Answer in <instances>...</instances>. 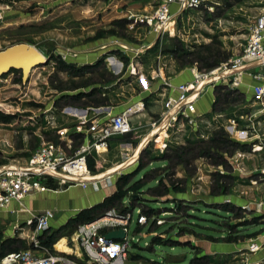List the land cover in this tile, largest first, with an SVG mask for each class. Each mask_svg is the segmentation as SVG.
<instances>
[{"label": "rangeland", "instance_id": "obj_1", "mask_svg": "<svg viewBox=\"0 0 264 264\" xmlns=\"http://www.w3.org/2000/svg\"><path fill=\"white\" fill-rule=\"evenodd\" d=\"M151 1L149 14L159 0ZM128 2L0 0V51L25 43L47 58L44 65L32 69L26 83L22 82L21 72L15 70L0 78V168L8 163L22 164L31 156L39 145L34 133L47 130L41 117L49 105L65 111L73 104L66 96L72 90L111 78L103 63L91 74L79 78L81 72L72 63L74 48L104 38L112 39L110 46L143 45L155 34L141 20L145 15L138 17V21L125 17L126 9L133 13L137 10V5ZM259 2L264 0H213L207 3L210 10L184 11L176 21V36L158 35L149 51L142 55L145 57L142 71L147 81L149 73L158 71L159 64L166 67L168 74L173 68L171 71L167 68L173 65L176 71L188 68L195 75L197 71L210 72L239 54L253 18L261 12ZM110 54L126 66L127 60L119 51ZM115 66L120 68L112 69L113 76L125 72L117 61ZM75 75L78 78L73 79ZM138 77L134 78L136 85L118 91L124 96L112 95L113 104L134 103L131 97L142 95L145 89ZM229 85L213 88L214 107L195 118L192 125L187 119L178 120L168 127L166 134L160 132L157 139L156 135L135 148L141 134L136 129L159 106L151 98L145 99L142 102L146 115L134 116V131L111 140L106 160L95 172L119 167L123 154L134 152L136 162L117 168L121 173L119 176L115 173L114 179L116 183L120 176L130 174L131 183L142 185L132 203L148 218L145 226L130 227L128 239L132 247L126 264H244L242 258L248 257L250 261L256 258L250 254L249 246L264 231L259 207L264 176L244 175L246 170L242 166L239 169V159L253 158L252 146L244 142L255 137L249 142L260 143L257 158L264 162V98L258 101L248 88ZM198 106L206 108L207 100ZM129 144L133 145V151ZM46 186L55 191L68 188H59L52 182ZM83 192L73 187L69 196L77 199L76 204L81 203ZM130 198L128 195L123 202H131ZM123 202L119 210L124 207ZM74 206L72 203L71 207ZM80 225H64L50 232H55L58 240L73 236ZM222 234L223 239L218 237ZM230 247L235 248L228 251Z\"/></svg>", "mask_w": 264, "mask_h": 264}, {"label": "built area", "instance_id": "obj_2", "mask_svg": "<svg viewBox=\"0 0 264 264\" xmlns=\"http://www.w3.org/2000/svg\"><path fill=\"white\" fill-rule=\"evenodd\" d=\"M208 1L213 0H159L154 12L141 17L149 27L160 34H170L171 23L176 16L184 11H200L208 7ZM177 10L172 12V6ZM135 18V21H138ZM132 67V65H131ZM131 72L134 74L136 69ZM243 76L256 81L253 87V96L256 100L264 98V12L258 14L251 23L248 36L241 52L227 62L221 63L210 72H196L193 80L177 86L176 96H167L162 101L161 119L167 121V128L178 120L187 119L192 125L195 118L203 116L196 109L198 100L207 88L216 85H229L237 88ZM228 81V82H227ZM227 82V83H226ZM75 111L72 108H67ZM144 110L143 102H137L125 108L122 112L110 115L102 121H88L87 116L77 118L78 132L85 133L89 141L82 143L75 151L68 153L64 147L71 149L70 139L61 143L44 142L37 146L29 158L22 164L8 163L0 169V214H17L26 212L27 228L21 226L15 219L14 232L20 239L28 241V246L17 251L3 252L0 249V264H126L127 253L132 244L128 239L130 227L145 226L148 218L137 206H130V202H123L124 212L110 209L97 219L81 224L75 231L74 241L82 250L77 257L58 250L55 243L51 246L42 244V237L51 231V222L55 218L53 210L30 212L24 208V200L31 194L52 190L46 184L62 187L77 186L83 189L92 188L99 191L101 186H115L114 174L97 177L88 167L93 153L104 154L108 152L110 142L115 137L128 135L134 131L132 117ZM158 126L157 120L150 122L152 130ZM67 129H57L60 140H63ZM157 139V138H156ZM261 146H252V151H258ZM131 153L125 152L122 163H128ZM117 166V165H116ZM120 171L116 175H120ZM15 202L18 207L10 210ZM260 215L264 217V193L259 203ZM123 230L125 237L118 240H107L105 235L109 232ZM249 252L256 258L250 261L248 257L242 258L244 264H264V231L254 240H251Z\"/></svg>", "mask_w": 264, "mask_h": 264}, {"label": "crops", "instance_id": "obj_3", "mask_svg": "<svg viewBox=\"0 0 264 264\" xmlns=\"http://www.w3.org/2000/svg\"><path fill=\"white\" fill-rule=\"evenodd\" d=\"M118 1V0H117ZM121 1V0H120ZM157 1V0H155ZM117 3V2H116ZM128 3H131L133 5H137V10L133 13V10L126 9V16L127 19L131 20L134 18H138L142 15L149 14V8L152 4L151 0H129ZM158 2H156L157 5ZM264 2H259L260 5H262L261 12H264ZM112 4V3H111ZM260 9V8H259ZM177 10V6H172V12H175ZM260 12V13H261ZM259 13V14H260ZM183 14H176L174 16L171 26L169 29H171L170 34H166L170 37L176 36V21L179 19V17ZM129 16V17H128ZM124 17V16H123ZM256 17V16H255ZM253 18V20L255 19ZM252 20V22H253ZM112 27V26H111ZM155 34L151 35L150 38L147 39L146 43L143 45H131V44H118L115 46H110V43L112 42V39L110 38H104V39H95L92 43L89 44H79L76 48H74V59H72V63L76 65L79 73L78 77L85 76L87 74H91L92 70L100 67L103 63V67L108 70V72L111 74V78L107 80H100L95 81L89 84L87 87H84L80 85L75 90H72L69 94L70 97L76 96L80 94L79 99L72 100L73 104L69 105L68 108H72L75 111H71L69 109H65V111L57 110L53 105H49L48 108L42 113V119L41 121H44V129L45 132H39L34 133L35 135V142L38 141L39 144L44 142H55V143H61L64 146L63 141H67L70 139L69 146L71 149H68L67 147H64V150L68 153H71L75 151L82 143H87L89 141L87 134L78 132L76 130V126L78 125L77 118L80 116H87L88 121L91 122L93 120L102 121L107 119L110 115L122 112L125 108L133 105L137 102H142L145 99L151 98L153 102L157 103L156 110L151 111V116L147 114L148 119L144 121V123H140L139 127L136 129V132L141 133L138 135V141L137 144H135L136 147H140L141 145H145L150 140L153 139L154 136L161 133H167L169 128H167V121L165 119H161L163 108H162V101L167 96H176V88L178 85L190 82L193 80L194 73L193 71L189 70L188 68L180 69L179 71L174 70V66L171 65V67L167 68L169 71L173 68V71L168 74L166 71V67L164 66L162 68V65L156 66L157 72L152 71L149 73L150 80L147 81L142 69L144 67L145 62L143 59L145 58L142 56L145 52H148L149 49L152 47L153 43L158 35H161L158 32H154ZM165 35V34H162ZM119 51L121 54V57H125V60H127L126 66H124L123 63H120L122 67L124 66V70H122V75H116L113 76L112 69L120 68V66H115V63L117 61L118 65L119 61L113 54H110V52ZM108 53V54H107ZM43 54V53H42ZM143 58V59H142ZM159 60V58H157ZM116 60V61H115ZM70 62V61H68ZM114 63V64H112ZM132 65V67H131ZM135 68L136 72L133 74L131 70ZM138 71L140 76L138 77ZM76 75L73 76V79L78 78ZM138 77L139 82L141 84V87L145 89L144 92H142V95L132 96L134 103L128 102V103H122L120 106L115 105L111 101V97L114 93L116 97L124 96V93H118L120 89H123L124 87L130 86L133 87L135 84L134 78ZM125 82V83H124ZM120 83V84H119ZM258 85L256 81H253L251 78L247 76H243L241 79L240 89H243L244 87L248 88V91L252 94L253 93V87ZM135 88V87H134ZM68 91H66L67 93ZM65 93V92H62ZM213 88H207L205 92L203 93L202 97L198 100L196 104V109L199 114L207 113L211 110V107L215 101V97L213 94ZM65 95V94H64ZM68 96V95H66ZM125 98V97H124ZM207 100V106L206 108L199 107L198 103ZM87 102V103H86ZM161 105V106H160ZM141 111L140 113L136 114L135 117L139 118L141 116H145L146 113H143ZM154 115V116H153ZM134 116L132 117V119ZM152 120L158 121V126L156 129L152 130L150 127V122ZM149 121V122H148ZM67 129L66 134L67 136L63 137V140L59 138L57 134V129ZM232 128V127H231ZM234 129V128H232ZM234 132V130H232ZM247 134V133H246ZM54 137L53 140H50L49 137ZM159 135L156 136V138ZM252 139L255 137H251ZM246 140L244 142L247 146H258L260 143H258L256 140L255 142H249L250 139ZM46 139V140H45ZM26 141V140H25ZM38 146V145H37ZM112 146V142H110L109 148ZM119 147H122V145H118ZM132 151L134 150L133 145H128ZM260 146V145H259ZM128 150V149H127ZM252 157L248 160L245 159H239L241 160L239 164L242 166L243 170H246V173L244 175H248V177L252 178V176H264V162H261L257 156H260L257 154L258 151H252ZM108 152L104 154H95L93 153L92 160L94 164V175L97 177L106 176L109 174H115L117 172V168H120L123 166V164L118 167H109L105 169V171L101 172H95V169L101 165L102 161L106 160V155ZM137 159H135L134 152H131V159L127 164H133L136 162ZM4 166V165H3ZM126 167V166H125ZM128 167V165H127ZM2 168V167H1ZM0 168V169H1ZM77 187V186H73ZM73 187H69L67 189H61V190H46L42 192H36L34 194L29 195L24 200V208L30 212H40L44 210H53L55 212V218L51 222V230L55 229L56 227H61L67 224V222L70 219H73L81 210L90 208L100 202H102L106 197H109L112 195L115 190L113 186L106 187L101 186L99 191H94L92 188H80L82 190H85L83 192L84 196L82 197L81 203H77V199H73L72 196H69L71 189ZM75 203V206L72 208L71 204ZM18 207L17 203L13 202L10 205V210H16ZM28 218V214L26 212H19L17 214H10V213H1L0 214V244L3 245V252L8 251H17L15 248L20 246L18 250L24 249L28 246V241L25 239H20L16 236V232H14V227L12 222L17 219L21 223V226H25L26 229L27 226L25 225V221ZM226 234V232H225ZM225 234H222L221 236H218L219 238H225ZM235 235V234H232ZM66 239V246L68 247V251H62L66 254H72L77 257L82 255L81 248L77 245V243L73 240L74 236L68 237H60ZM73 238V239H72ZM58 239L55 242L56 243L60 240ZM234 246V245H233ZM235 247H230L227 250H234ZM226 250V249H225ZM61 251V250H60Z\"/></svg>", "mask_w": 264, "mask_h": 264}, {"label": "trees", "instance_id": "obj_4", "mask_svg": "<svg viewBox=\"0 0 264 264\" xmlns=\"http://www.w3.org/2000/svg\"><path fill=\"white\" fill-rule=\"evenodd\" d=\"M65 66L69 67L70 65L65 64ZM13 71V70H12ZM16 71V70H15ZM73 101L79 99L80 94L70 97ZM219 100V98H217ZM215 104H213L214 107ZM88 167L91 172H94V164L92 160L89 161ZM131 176L130 174L120 176L116 183H115V192L110 195L109 197L105 198L102 202L81 210L73 219H70L65 227H74L78 224H84L91 222L101 215H103L106 211L110 209H116L117 211L124 212L125 208L123 207L121 210L118 209V206L123 202L128 195L131 196L130 206L133 207L134 204L132 203L134 195L142 189V185L139 182H132L131 183ZM133 195V196H132ZM57 241L55 240V232L46 233L42 237V244L46 246H51ZM3 245L0 244V249L3 250ZM18 250V248H15Z\"/></svg>", "mask_w": 264, "mask_h": 264}, {"label": "water", "instance_id": "obj_5", "mask_svg": "<svg viewBox=\"0 0 264 264\" xmlns=\"http://www.w3.org/2000/svg\"><path fill=\"white\" fill-rule=\"evenodd\" d=\"M47 58L35 47L21 43L0 51V78L12 70L20 71L22 82L26 83L32 69L44 65ZM123 230H116L105 235L107 240H118L125 237Z\"/></svg>", "mask_w": 264, "mask_h": 264}, {"label": "bare ground", "instance_id": "obj_6", "mask_svg": "<svg viewBox=\"0 0 264 264\" xmlns=\"http://www.w3.org/2000/svg\"><path fill=\"white\" fill-rule=\"evenodd\" d=\"M56 248L61 251H68V247L66 246V239L61 238L57 243H56Z\"/></svg>", "mask_w": 264, "mask_h": 264}]
</instances>
